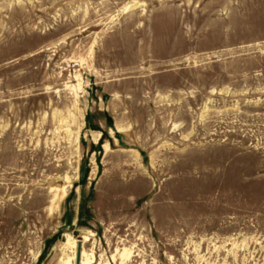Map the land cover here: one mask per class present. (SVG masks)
<instances>
[{"label": "rangeland", "instance_id": "obj_1", "mask_svg": "<svg viewBox=\"0 0 264 264\" xmlns=\"http://www.w3.org/2000/svg\"><path fill=\"white\" fill-rule=\"evenodd\" d=\"M75 241L264 264V0H0V264Z\"/></svg>", "mask_w": 264, "mask_h": 264}, {"label": "bare ground", "instance_id": "obj_2", "mask_svg": "<svg viewBox=\"0 0 264 264\" xmlns=\"http://www.w3.org/2000/svg\"><path fill=\"white\" fill-rule=\"evenodd\" d=\"M64 189V188H63ZM63 195H64V192H63V190H62V192L58 195V197H57V199L55 200L56 202H55V204L56 203H58V202H60V200H61V198L63 197ZM73 245H74V248H75V254H74V256H75V261H68L67 262V264H77V261H78V255H79V257H80V264H93V262H94V259H93V257L92 256H89V255H87L86 254V251H84V250H81L80 248H79V246H78V242L77 241H75L74 243H73ZM72 262V263H71Z\"/></svg>", "mask_w": 264, "mask_h": 264}, {"label": "water", "instance_id": "obj_3", "mask_svg": "<svg viewBox=\"0 0 264 264\" xmlns=\"http://www.w3.org/2000/svg\"><path fill=\"white\" fill-rule=\"evenodd\" d=\"M77 264H80V257H79V255H78V261H77Z\"/></svg>", "mask_w": 264, "mask_h": 264}]
</instances>
